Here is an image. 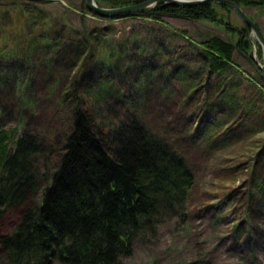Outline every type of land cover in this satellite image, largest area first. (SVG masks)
I'll list each match as a JSON object with an SVG mask.
<instances>
[{
    "label": "trees",
    "instance_id": "1",
    "mask_svg": "<svg viewBox=\"0 0 264 264\" xmlns=\"http://www.w3.org/2000/svg\"><path fill=\"white\" fill-rule=\"evenodd\" d=\"M234 1L241 7L252 6L264 11V0ZM212 4L206 2L187 7L160 5L129 20L149 19L161 23L162 18L168 15L191 21H216ZM120 6L125 4L113 3V7ZM35 9L38 12L34 5L17 4L13 12H3L10 22L2 24L10 26L8 36L18 32L21 41L18 45L25 49V54H38L40 60L45 56L42 64L45 68L39 66V71H32L39 78L47 70V81L56 72L60 59L68 50L63 34L67 26L38 21V17L33 16ZM246 27L249 31V27ZM236 32L241 34V38L246 35L243 30ZM93 35L82 36L80 44L69 47L71 60L84 58L85 65L87 58L90 60L88 71H79L81 76H87L86 80L93 83H83L89 98L92 96L90 91L98 88L95 92L97 101L91 99L87 106L91 103L94 106L111 104L109 75L123 78L124 99L125 96L132 98L127 91L135 87L138 80L134 79L131 66V59L136 53L126 46L130 38L124 35L120 43L115 39L108 41ZM112 42L114 45H110ZM97 47L103 50L99 51ZM4 48L7 49V46ZM196 48L204 61L200 73L206 79L205 85H201L206 95L188 115L192 125L199 114L202 116L191 137L197 140L207 138L206 142H209L205 131L211 129L210 133L216 134L219 128L228 124L227 120L232 119V124L237 121L236 127L241 128L231 126L220 136L214 137L210 144L212 148L223 149L231 145L229 140L237 142L243 135L245 121H264V81L260 79V82H254V76L246 75L236 65L237 52L254 63L260 77L261 65L251 52L248 53L250 45L243 39L234 44L219 36H212L198 43ZM118 50L122 53H117ZM88 51L89 54L84 56ZM101 57H104L103 60ZM1 65L0 61V98L1 94L5 95L6 89L11 90L9 83L4 81L5 75H2L5 66ZM143 69L146 83L159 82L164 85L165 82V86L169 87L172 76L181 68L174 72L166 71L165 80L161 74L157 79L148 63L143 65ZM181 75L187 78L192 73L181 70ZM238 78L244 83H240ZM75 79H78L77 76ZM69 84L65 83L64 86ZM194 88L191 94L187 93V105L195 101L200 92L199 88ZM186 89L190 88L187 86ZM71 94L67 96L69 100L65 101L70 105V126L62 136L64 148L57 156L54 171L47 180L41 179L44 170L37 166V155L46 152L45 139L26 134L15 140V129H0V226L8 208L23 207L37 191L40 193L39 204L22 208L15 230L11 234L0 235V257L5 264H124V259L132 255L138 240L154 236L157 227L166 219L185 214L195 184V174L187 160L148 128L137 116L138 113H133L130 108L111 128L102 127V132L92 117L96 113L88 111L85 101L77 97L78 88ZM110 109L118 117L116 109ZM13 141L14 147L10 150ZM47 163L48 160H45V170ZM244 202L248 215L247 229L243 232L241 225H237L236 230L237 233L242 232L240 234L251 243L255 237L254 223L249 214H253L255 206H264V168L259 170V174L257 170L253 172Z\"/></svg>",
    "mask_w": 264,
    "mask_h": 264
},
{
    "label": "rangeland",
    "instance_id": "2",
    "mask_svg": "<svg viewBox=\"0 0 264 264\" xmlns=\"http://www.w3.org/2000/svg\"><path fill=\"white\" fill-rule=\"evenodd\" d=\"M139 1L142 0H95L103 8H112L113 3L130 5ZM17 4L34 5L38 12L35 9L33 16H37L40 22L67 26L63 34L68 50L60 59L56 72L47 81V70L39 78L32 71H39V66L45 68L42 65L45 56L40 60L38 54H25V49L18 45L21 42L18 32L10 37L7 35L10 26L2 24L10 22L3 12H13ZM242 8L264 35V11L252 6ZM212 9L216 21H191L167 15L161 23H157L149 19H105L88 9L86 0H0V61L1 66H5L2 74L5 75L4 81L9 83L11 89H6L5 95L1 94L0 129H15V140L26 134L45 139L46 152L37 155V166L44 170L41 173L42 180H47L49 174H52L57 156L64 148L62 136H65L70 126V105L65 101L69 100L67 96L73 94L75 88L79 90L77 97L85 101L88 111L96 113L92 117L102 132V127L111 128L124 115L122 113L130 108L133 113H138L137 116L148 128L187 160L195 174V184L185 214L166 219L157 227L154 236L138 240L132 255L124 259V264H264V206H255L253 214H249L254 223V241L247 242L243 234H240L242 232L237 233L236 230L237 225H241L243 232L247 229L245 197L253 172L257 170L259 174V170L264 168V121H245L243 135L237 142L229 140L231 145L223 149L212 148L210 144L214 137L220 136L231 126L241 128L236 127L237 121L232 124V119L227 120L228 124L219 128L216 134L210 133L211 129L205 131L209 142H206L207 138L197 140L191 137L202 116L199 114L192 125L188 115L206 95L205 88L201 87L205 85L206 79L200 73L204 61L199 57L196 48L198 43L212 36H219L234 44L243 39L249 43L248 53L254 55L258 65L264 62L263 50L257 44L256 35L250 28L248 31L240 17L233 10L215 3ZM237 30H243L246 35L241 38ZM91 33L95 37L108 41L115 39L120 43L122 36L130 38L126 46L136 53L131 59V66L133 77L138 80L136 86L127 91L132 98L125 96L124 99L123 78L109 75L107 79L113 86H110L111 104L94 106L90 102L87 106L89 100L96 98L98 88L90 91L92 96L89 98L83 89L84 84L93 83L88 82L87 76H81L79 71H88L90 60L87 58V65L84 58L71 60L69 47L75 43L80 44L81 37ZM81 45L84 51L85 47ZM97 49L103 50L101 47ZM117 53L122 51L118 50ZM88 54L89 51L84 56ZM94 61L97 62L96 58ZM145 63L154 69L157 79L161 74L165 80L166 71L174 72L178 68H181L178 71L180 74L177 72L172 76L169 87L165 86V82L164 85L159 82L146 83L143 69ZM235 63L246 75L254 76V82H260V79L264 81L257 75L256 66L248 57L237 52ZM181 70L192 73V78H182ZM33 79L35 81L31 82ZM238 81L244 83L240 78ZM65 83L70 84L65 87ZM187 86L190 89H186ZM193 88H199L200 92L196 100L187 105V93L191 94ZM110 108L116 109L118 117ZM257 128L261 129L255 130ZM14 141L10 144V150H13ZM45 160H48V171L44 169ZM36 193L23 207L14 206L6 210L0 235H8L15 230L20 222L22 208L39 204L40 193ZM258 200L261 202V197L258 196ZM0 264H5L1 257Z\"/></svg>",
    "mask_w": 264,
    "mask_h": 264
},
{
    "label": "water",
    "instance_id": "3",
    "mask_svg": "<svg viewBox=\"0 0 264 264\" xmlns=\"http://www.w3.org/2000/svg\"><path fill=\"white\" fill-rule=\"evenodd\" d=\"M206 2L215 3L233 10L240 19L256 35L259 44L263 50L264 60V35L258 25L245 13L244 9L234 0H142L134 4L125 5L116 8H103L96 4L95 0H86V6L94 14L105 19H122L136 15L148 13L160 5L172 7L196 6ZM261 77L264 80V63L261 67Z\"/></svg>",
    "mask_w": 264,
    "mask_h": 264
}]
</instances>
